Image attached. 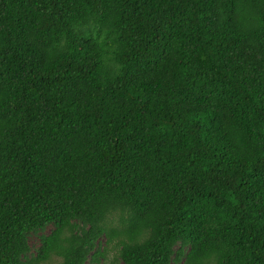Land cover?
<instances>
[{"label":"trees","instance_id":"16d2710c","mask_svg":"<svg viewBox=\"0 0 264 264\" xmlns=\"http://www.w3.org/2000/svg\"><path fill=\"white\" fill-rule=\"evenodd\" d=\"M103 263L264 264V0H0V264Z\"/></svg>","mask_w":264,"mask_h":264},{"label":"rangeland","instance_id":"374dc122","mask_svg":"<svg viewBox=\"0 0 264 264\" xmlns=\"http://www.w3.org/2000/svg\"><path fill=\"white\" fill-rule=\"evenodd\" d=\"M110 246H112V245H110ZM112 253H113V251L111 250V251L109 252V256L112 255ZM54 263H55V262H54ZM103 264H104V263H103Z\"/></svg>","mask_w":264,"mask_h":264}]
</instances>
